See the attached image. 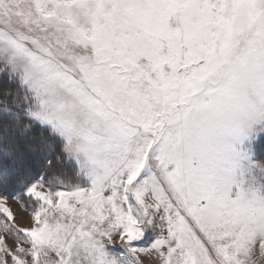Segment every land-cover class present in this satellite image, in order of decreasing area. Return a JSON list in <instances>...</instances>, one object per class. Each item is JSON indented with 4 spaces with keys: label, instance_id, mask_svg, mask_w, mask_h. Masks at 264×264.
<instances>
[{
    "label": "snow or ice",
    "instance_id": "snow-or-ice-1",
    "mask_svg": "<svg viewBox=\"0 0 264 264\" xmlns=\"http://www.w3.org/2000/svg\"><path fill=\"white\" fill-rule=\"evenodd\" d=\"M0 264H264V0H0Z\"/></svg>",
    "mask_w": 264,
    "mask_h": 264
},
{
    "label": "rangeland",
    "instance_id": "rangeland-1",
    "mask_svg": "<svg viewBox=\"0 0 264 264\" xmlns=\"http://www.w3.org/2000/svg\"><path fill=\"white\" fill-rule=\"evenodd\" d=\"M19 206L14 205V210L18 211ZM17 222L21 225H26L28 223V216L26 213H20L18 214ZM25 223V224H24ZM9 243H12L11 240L8 241Z\"/></svg>",
    "mask_w": 264,
    "mask_h": 264
},
{
    "label": "bare ground",
    "instance_id": "bare-ground-1",
    "mask_svg": "<svg viewBox=\"0 0 264 264\" xmlns=\"http://www.w3.org/2000/svg\"><path fill=\"white\" fill-rule=\"evenodd\" d=\"M25 224V223H24Z\"/></svg>",
    "mask_w": 264,
    "mask_h": 264
}]
</instances>
